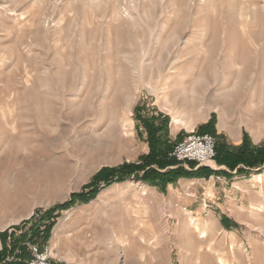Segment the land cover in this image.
Returning a JSON list of instances; mask_svg holds the SVG:
<instances>
[{
	"label": "rangeland",
	"instance_id": "1",
	"mask_svg": "<svg viewBox=\"0 0 264 264\" xmlns=\"http://www.w3.org/2000/svg\"><path fill=\"white\" fill-rule=\"evenodd\" d=\"M213 120L217 144H264V0H0V264H28L33 243L51 264H264V209L244 212L263 168L215 157L183 163L200 177L80 196Z\"/></svg>",
	"mask_w": 264,
	"mask_h": 264
},
{
	"label": "trees",
	"instance_id": "2",
	"mask_svg": "<svg viewBox=\"0 0 264 264\" xmlns=\"http://www.w3.org/2000/svg\"><path fill=\"white\" fill-rule=\"evenodd\" d=\"M199 133H205L204 130H214V120L200 126ZM160 145V143H159ZM174 146L169 145L167 140L160 146L152 145L151 152L146 157L143 164H124L118 168H104L94 178L92 184L86 192L81 193V198H90L95 196L99 189L98 182L105 181L104 186H109L115 182H122L126 179L133 178L143 181H153V184L166 186L170 182H175L181 176H199L203 167L198 169H188L184 166V162H180L170 156ZM216 160L219 165H226L231 171L237 169V174L250 175L259 168L264 169V144L257 147L250 142L248 133H245L243 142L238 146L230 145L224 139H221L216 145ZM194 163V162H190ZM174 166V167H173ZM151 167L148 170L145 168ZM166 169L165 171H163ZM142 171H144L142 173ZM217 172V171H216ZM233 176V173L227 172ZM200 177V176H199ZM52 212H48L46 216H50ZM48 232L50 227H48ZM48 236V233H47ZM4 252H0V259L4 257ZM9 264V263H7ZM14 264H26L24 261Z\"/></svg>",
	"mask_w": 264,
	"mask_h": 264
},
{
	"label": "built area",
	"instance_id": "3",
	"mask_svg": "<svg viewBox=\"0 0 264 264\" xmlns=\"http://www.w3.org/2000/svg\"><path fill=\"white\" fill-rule=\"evenodd\" d=\"M216 139L209 133H189L178 142L170 156L180 162H196L199 165H214L216 157ZM28 264H51L52 247L50 244H30Z\"/></svg>",
	"mask_w": 264,
	"mask_h": 264
},
{
	"label": "bare ground",
	"instance_id": "4",
	"mask_svg": "<svg viewBox=\"0 0 264 264\" xmlns=\"http://www.w3.org/2000/svg\"><path fill=\"white\" fill-rule=\"evenodd\" d=\"M196 85H197L196 79L193 78L192 80H190L187 84H185L182 87L183 88L182 93H185L186 91H193L194 88L196 87ZM150 89H151V91H153L152 87H150ZM162 99H163L164 104H168L170 102L168 92L164 94ZM262 209H264V193L262 194L260 199L252 201L249 204V207L244 212L249 213V212L254 211V210L261 211ZM200 223H201V225H200ZM200 223H196V220H191L187 230H190L192 227H195V229H197V231L199 232V235L201 238H210V237H211V239L215 238V236H213L214 232H215V230L213 229L214 227L213 228L211 227V224L209 223V221H204V222H200ZM184 231H186V230H184ZM218 259L221 263H223V264L225 263L222 256L219 255Z\"/></svg>",
	"mask_w": 264,
	"mask_h": 264
},
{
	"label": "crops",
	"instance_id": "5",
	"mask_svg": "<svg viewBox=\"0 0 264 264\" xmlns=\"http://www.w3.org/2000/svg\"><path fill=\"white\" fill-rule=\"evenodd\" d=\"M226 125H227V124H222V125H221V128H225ZM194 163H196V162H194ZM229 172H230V171H229Z\"/></svg>",
	"mask_w": 264,
	"mask_h": 264
}]
</instances>
